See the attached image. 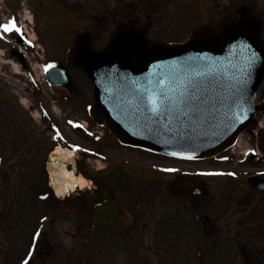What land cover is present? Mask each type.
Wrapping results in <instances>:
<instances>
[{"label":"rangeland","instance_id":"rangeland-1","mask_svg":"<svg viewBox=\"0 0 264 264\" xmlns=\"http://www.w3.org/2000/svg\"><path fill=\"white\" fill-rule=\"evenodd\" d=\"M10 1L12 3L11 5H9L8 0H3V3H0V11L2 10L5 12L0 16V20L2 18L4 20V18L8 16L9 13H13L14 7L17 6L16 0ZM77 1L83 2L82 0ZM104 1L105 0H98L95 9L97 10V12L101 13V15L103 16L102 20L104 22V27L102 30H100L101 35L99 37V40H97V42L100 43H102L104 40H107L110 32L116 25L114 17L111 13L109 14L107 12L108 10L105 8L109 5H105ZM160 1L161 0H153V2L149 5L150 7H148L151 10V13H149L151 27L148 31V37H165V39H170V37H173L178 40H184L185 35L188 36V34L192 32L194 28L206 23L213 13L219 14V12L222 13L223 11H225V9L222 7L220 9H217L218 13H216L215 8L217 7L214 8V5H216V3L214 2H220L221 6H223V3L226 2L227 4L231 3V0H225L226 2H224V0H163V3H160ZM246 1L255 4V7L263 13L264 22V0ZM22 2L23 0H20L18 3L19 6L21 5V9H18L17 11L20 16H22L24 8ZM110 3L113 7L114 3L118 4L120 2L118 0H110ZM85 5L86 7H84V13L82 12L81 14L76 13L77 8H81L79 3L76 1H73L71 4H68L67 7L61 6L63 8V10L61 11V15L69 21L70 28H65L61 32L63 38L59 39L61 43L58 45V49L61 50L65 45L71 43L74 34L83 30L82 26L76 25V21L79 23H85L87 25L92 24V21L90 20L92 17L89 16V13L91 14L92 12V6L88 4ZM118 6L119 9H121L120 5ZM114 7L113 10H116V8H118L116 7V5ZM72 15L75 19L70 20ZM92 15L94 16L96 14H94L93 12ZM129 15L130 14L128 13H124V16L126 17H131ZM83 16L84 20H76L77 18L80 19ZM141 21L145 22L143 14H141V16L139 17V22ZM173 30H176L178 32V35H173L171 33V31ZM0 40L4 41L3 38H0ZM2 45L5 44L2 43ZM2 56V50H0V85L1 82H4L5 87L9 88L8 86H11L15 90H18L19 94L23 97L22 102L23 100L25 101V108H27L28 104L30 103H28L24 99L26 97V94L22 93V89L26 87V80L24 76H21L20 74H14V70L11 68V65H8V63L2 59ZM78 76L80 77L81 84L84 87H88L89 83L87 84V82L79 74ZM262 83L263 84L260 86L261 90H259L258 92V98H262V96H264V81ZM47 94L49 95L48 92ZM56 97H58V95L51 97V99L55 100ZM53 100H48V103L58 115L60 114V108H62V110L67 109V105L59 106ZM15 105L16 104H13V106ZM68 106L69 109H71V112L74 114L76 107L74 105ZM25 108L21 106L22 110ZM14 109L18 115L13 113L12 116H19L18 108L14 107ZM30 110L32 112L34 111L32 108H30ZM22 115L26 119L25 127H27V129L26 132L21 131L16 134L17 139H20V143L22 145H20L19 143L18 147L15 150L16 152L19 151L21 153V157L19 158L17 156H11L8 155L11 152H6L4 154V164L0 169V175L4 173V179L2 180V182L0 180L1 211L3 209V203L5 198L10 199V202L8 204L9 215L6 221V228L8 229V231L7 234L2 233V231H0V254H2L4 251H7L9 255L11 254L12 256L17 257H22V254L25 252V246L27 244L28 239L26 234L28 232H26V230H32V228H28V226L26 225H33L30 222L28 215L30 213L29 210L31 208H34L35 206L31 198L30 190H28L30 187V183H38V186L35 188L33 194L36 193L38 190H43L41 179L36 178V176L34 177L35 171L41 170V168L38 167V164L31 166L29 164V160H22L26 157H29V155H23L29 153L28 151L26 152L27 148L31 145L32 136L29 135V133L40 131L41 134L44 136V138H42L40 142L42 146H47L51 143L49 137L50 133H46V131L43 130V126L38 124V117L36 115L30 114V119L27 114ZM262 116V113H257L255 118L259 117L262 120ZM17 119H19V117H17ZM20 121L23 122L21 118ZM63 132L70 141H79L81 137L77 132L75 133L69 130ZM1 135L3 137H5V135L8 136L7 133H2ZM246 145L247 143L243 144L244 149L249 148ZM94 147L99 149L100 151L107 152L109 156H116L115 161L113 162V165L110 168V170H114L111 173L110 171L106 172L105 176H103L104 182H102L103 186L101 188V191L108 189L110 192L115 193L117 199L119 200L121 198V200H127L129 198V194L133 196L134 193L133 197L136 206H140L141 208H143V211L149 218L147 220L148 225L144 229L130 228L129 230L121 231L118 239H115L116 236L113 238L112 244L115 242L113 244L115 247L112 248V251L114 252L115 256L113 255L111 257L112 263L253 264L254 258L258 255H256L255 257L253 255L249 260L243 261V259L239 257V251L237 250V246L241 245L233 241L232 236L225 235L223 231L229 229L231 233L234 232V221H243L248 216L250 217V222L248 223V226L244 228L245 236L252 238L254 231L258 227H262V225L258 223V220L254 218V216H259L258 209L256 207L251 208L247 215L245 211H237L238 208H236V206L238 205V202H251L252 204H257L264 200V190H261V193H259L257 190L253 189L251 185L247 182V177L249 175L264 173L263 162L258 161L255 163H242L239 162V160H241L239 158L235 159L234 162L232 160L227 161L224 165H216L214 163L208 162L209 160H207L208 163L203 162L199 164H190L186 162H178L166 157L155 156L150 154L147 155L145 153L121 149V147H115L113 144L110 143H107L105 145H101L99 143L96 144ZM238 150L239 149L236 148V152H238ZM228 154L229 153H225L226 156H228ZM36 159H38V157ZM121 160H124L125 162H127V164L123 163ZM81 163L82 168L89 172L95 171V168L97 167V165L92 160L81 159ZM153 165H156L161 170H163L164 176H152V180L148 179L147 182H149L150 185L143 192V187L139 188L136 184L138 183L139 186H143L142 182H145L146 180L141 179L140 177L139 178L141 179V181L137 180L138 177L133 176V174L142 176L144 172V174L147 175V172L150 173L149 168H152L154 171H156L152 167ZM131 168H133L134 170ZM168 168L177 169V171H182L183 173L188 171L187 169L192 170L195 168H213L212 170L215 171L213 177L220 171H226V173L228 174L229 172H232L228 170H234L238 172L239 176L232 180L231 178H226L225 176L206 179H204L203 177L199 178V176L192 175H186L184 177L180 172H178L177 174L176 171H164V169ZM122 171L126 172V176L118 174ZM166 173H173L174 175L176 174L175 179H173V177H170V175L166 176L168 175ZM128 177L134 180V184L130 183ZM7 179L10 183L7 184L8 187L5 186L3 188V183L6 182ZM174 181L175 187H173L172 185ZM184 181H190L189 188L193 187L194 185H202L205 188V192L201 195H192L190 191L180 190L177 185L183 183ZM164 184V195L166 197H171V199H164L163 207L170 209L176 207V209H173L175 212L168 213L169 211L162 210V207L158 205V202H161L162 199L155 200L153 198L152 201L145 194H148L150 190L155 189L156 187L162 189V186ZM137 189L141 192H139ZM12 191L16 192V194L11 195ZM89 191L90 190H87L85 192ZM151 195H153L152 192ZM154 195H157L158 197L161 196L157 191L154 192ZM239 197L246 199V201L241 200ZM56 207L57 212L62 215L61 218L64 224L76 223V218H81L82 214L84 213V210H86V215L82 218V220H89L88 209L90 210L91 207V202L89 200H83L73 210L70 206L62 207L56 205ZM52 211H56V208H53ZM238 215H241V218ZM204 216H206V218H204ZM55 219L56 218L53 216V224H56ZM210 219H212V223L214 225L222 228V231H219V234H214L215 230L211 232ZM87 222L88 221L84 222L83 228L81 229V233ZM202 228H204L205 230L208 229L207 232L210 238L214 235L215 236L213 238L221 237V235H224V237H222L221 240L216 241H213L212 239L210 241L207 240L206 244L202 245L201 237H204ZM73 229L74 231H77L76 228L73 227ZM51 230L52 225L49 230L44 231L46 233L44 235L47 239L50 238L49 234ZM98 233V230L94 231L93 233L90 232L88 234L89 239H93V237L96 236ZM122 235H124L125 237L124 240L121 239ZM57 236L61 237V240L64 243L62 244L61 242H57L56 248L58 246H61V248L64 249L63 254L66 258L72 256L75 259V262L73 264H85L84 261L82 262L83 254H81L78 249L72 250V248L70 247V243H68L67 241L69 237H64L62 239L63 233L58 231ZM53 239L54 238H52L51 240L53 241ZM118 240L128 244H133V246L135 245V248L137 244L138 252L140 254H144V256H139L137 253L133 252L132 249L128 247V245L119 244L117 246ZM244 245L248 249L252 247L250 244L247 245L245 242ZM43 247L44 246H42V248ZM18 260L13 259L10 260V262H12L13 264H19L20 261ZM3 261L4 260L2 259V256H0V264H2ZM108 262L109 260L106 261V263ZM46 264H67V262L59 261L57 259V255L55 253H52L51 257H48V262ZM93 264L105 263L102 261V259H100L99 261L94 262Z\"/></svg>","mask_w":264,"mask_h":264},{"label":"water","instance_id":"water-1","mask_svg":"<svg viewBox=\"0 0 264 264\" xmlns=\"http://www.w3.org/2000/svg\"><path fill=\"white\" fill-rule=\"evenodd\" d=\"M145 30L134 21L123 23L113 31L103 49L92 50L89 39L81 36L69 52V62L82 68L94 84L95 120L105 122L122 141L167 153L183 151L192 156H207L230 145L235 135L251 123L255 109H264V104H253L255 89L264 76V40L259 17L243 6L214 27L196 30L187 42L176 44L149 41ZM195 57L207 58L216 72L213 94L219 100L214 117L184 128L175 121L167 127L165 120L158 124L146 121L135 104L130 103V82L135 79L143 83L152 74L175 71L177 61ZM234 77L240 80L237 88L232 87L237 83ZM64 85L70 87V82ZM258 146L264 153V130ZM251 182L258 188L264 187L260 179L253 178ZM94 213L100 220L122 215V210L115 201L108 200L97 204Z\"/></svg>","mask_w":264,"mask_h":264},{"label":"snow or ice","instance_id":"snow-or-ice-1","mask_svg":"<svg viewBox=\"0 0 264 264\" xmlns=\"http://www.w3.org/2000/svg\"><path fill=\"white\" fill-rule=\"evenodd\" d=\"M0 29H3L4 32L20 31L15 19L0 24ZM50 67H52L51 64L47 65L46 70ZM233 79L237 83L233 84L232 87L237 88L240 80L236 77ZM216 80V72L208 63L207 58H187L184 61L176 62L175 71L152 74L145 77L143 83L133 79L130 82V93L133 97L130 103L135 104L137 112L144 115L146 121L155 124L162 120L167 121L165 127L173 121L180 128L201 121L208 122L214 117L216 104L219 100L218 96L213 94V89L216 88ZM68 123L72 124L73 121L70 120ZM52 127L56 128L55 125ZM178 134L183 136V133ZM53 138L63 139L59 129H56V135ZM73 147L79 148L78 145H73ZM82 150L89 151L88 149ZM170 155L185 159L193 158L191 153L183 151H173ZM164 171L175 172L177 169L168 168ZM228 175L234 176L236 174L228 173ZM22 264H28V260H24Z\"/></svg>","mask_w":264,"mask_h":264},{"label":"flooded vegetation","instance_id":"flooded-vegetation-1","mask_svg":"<svg viewBox=\"0 0 264 264\" xmlns=\"http://www.w3.org/2000/svg\"><path fill=\"white\" fill-rule=\"evenodd\" d=\"M69 3H71L72 0H67ZM79 3L81 8H77V10H81L84 6V2L74 0ZM110 4L112 7L110 0H105ZM92 3V6H96L98 0H90ZM150 0H138L134 10H135V15L139 18L141 14H143V17H147L149 13L148 5H149ZM235 4V3H233ZM65 4H63L60 0H26V7L29 8V12L32 13L33 21L36 22L35 28H32L31 30L34 31L35 33V39L40 40L42 42L41 50L38 49H33V46H31L27 51V53H30L32 57H29L30 60L35 59L38 61V57L42 58L43 61H45L49 56L51 55H57L55 58L56 60L65 61L64 57V50L65 46L60 50L58 49V45L61 43L59 40L60 38H63V35L57 31V27L60 23L63 21V17L57 15L55 13V8L61 7ZM116 4L114 3V6ZM116 10L113 11V17L115 21L118 20L119 17H121L126 9L128 7H131L129 5H120L121 9H119L118 4L116 5ZM115 8V7H114ZM113 8V9H114ZM110 10V13L112 10ZM95 10V9H94ZM3 13V12H2ZM90 16V14H89ZM76 20H83V18H77ZM92 21V27L98 22L99 17L94 15L90 19ZM26 31H28L27 25H25ZM18 41V39H15ZM19 42V41H18ZM20 45L24 47V43L20 42ZM14 48H7L6 53H4V57L10 58L8 59L9 64L11 61H18L17 57L15 54H13ZM23 61H24V68L28 67V63L26 58L23 56ZM8 86V85H7ZM9 88L5 87V83L1 82L0 85V131L2 133H6V131H10V134L17 133L18 130L21 131H26L27 127H25L26 124V119L22 114H26L24 112L30 113V107L33 106L34 103L30 101V106H27L26 109L21 110L18 104V112L19 116H12V114H17L13 104L17 102L20 105V100L18 99V96H16L15 92L17 93L18 91L12 88L11 86H8ZM26 87H28L30 90L28 92V97L30 100L35 99L37 95V84L35 82L27 83ZM42 103L37 106L40 110L44 109L45 106L51 107L50 104L48 103V100H52L48 95H43L41 96ZM80 100V99H79ZM56 102L59 106L67 105L66 107L69 108L68 105L70 106H76L77 109L79 108V104H73V103H62L59 99L53 100ZM71 110V109H70ZM62 108H60V115L63 116L65 113L63 112ZM7 113L9 120L6 121L4 114ZM18 115V114H17ZM19 117V119H17ZM20 118L22 119L23 122L20 121ZM9 133V132H7ZM4 141V140H2ZM6 146L3 144H0V152L5 151ZM32 146L30 145L26 151H31Z\"/></svg>","mask_w":264,"mask_h":264},{"label":"bare ground","instance_id":"bare-ground-1","mask_svg":"<svg viewBox=\"0 0 264 264\" xmlns=\"http://www.w3.org/2000/svg\"><path fill=\"white\" fill-rule=\"evenodd\" d=\"M14 67H15V69H17L16 66H14ZM71 159H73V158H70V160ZM98 164L99 165H102V163H100V162H98ZM57 174L60 175L61 178H62V181L59 182V184H58V192H63L62 193L63 196L62 197H59V199H61V201H64L65 198H66V196H70V195H74L75 194V193L67 192L69 190V188L71 187V185H73V183L76 182L82 188L84 187L83 185L86 183L85 180L83 178H81V176L75 178L73 176L74 173H66L64 171L63 167H61L59 169V171L57 172ZM65 180H67V182ZM65 188L67 189V191L65 190ZM82 188H80V191H81ZM81 192H83V191H81ZM79 195H82V193H80ZM91 196H94V195H91Z\"/></svg>","mask_w":264,"mask_h":264},{"label":"trees","instance_id":"trees-1","mask_svg":"<svg viewBox=\"0 0 264 264\" xmlns=\"http://www.w3.org/2000/svg\"><path fill=\"white\" fill-rule=\"evenodd\" d=\"M237 211H245L243 208H242V203L241 202H238V205L236 206ZM258 208V207H257ZM261 208H264V205L261 206ZM6 212H3L2 215H1V219L5 218L6 217ZM257 217H260V216H254V218L256 219ZM261 218L263 219L264 221V216H261Z\"/></svg>","mask_w":264,"mask_h":264}]
</instances>
